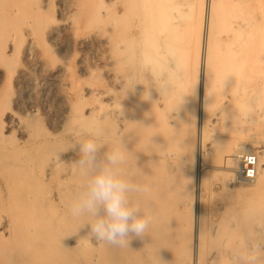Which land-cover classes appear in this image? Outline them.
<instances>
[{
  "label": "bare ground",
  "instance_id": "1",
  "mask_svg": "<svg viewBox=\"0 0 264 264\" xmlns=\"http://www.w3.org/2000/svg\"><path fill=\"white\" fill-rule=\"evenodd\" d=\"M51 1L0 0V79L5 77L21 84L31 82L43 93L52 85H70V95H55L62 109L54 117L63 123V130L51 136L36 133L12 108L13 101L2 95L0 84V119L7 117L27 136L26 143L36 144L33 149L20 144L2 157H11L8 165L19 173L18 179L42 176L59 182L57 193L64 210L58 214V222L65 233L71 231L65 256L70 254V249L89 248L90 252L84 251L83 257L74 256L73 264H180L181 256L187 254L185 264H264L263 19L236 18L224 31L216 26L222 19L213 17L215 1L207 0L204 6L195 68L198 108H194L197 113L193 111L199 122L198 169L195 193L188 204L194 209V216L184 225L180 209L174 207L175 181L168 168L172 154L168 144H160L170 139L172 127L186 110L181 102L183 85L179 81V48L174 33L181 22L178 23L177 16H171L169 0H101V5L94 0H89V4L88 0H67L62 22L54 18L52 21L43 11L41 3L50 6ZM94 4L96 7L99 4L96 15ZM111 7L115 8L116 16L103 19L101 11L103 16H111L114 13L112 10L110 13ZM92 12L96 20L90 15ZM96 21L106 22L105 27L101 25L104 30L99 27L87 31L91 33L82 32L89 23V27L97 26ZM218 28L219 32H225L224 38L219 37L220 33L217 36ZM30 29L22 50L30 63L3 70L1 63L7 52L14 51L19 36ZM69 30L81 46L93 39L103 43L106 84L81 86L70 59L63 56L55 62L46 46H42L43 38L55 39L62 31ZM78 62L82 73L89 71L82 59ZM33 69L40 71L37 77L31 76ZM215 92L221 96L216 97L214 110L208 112V100ZM86 94L93 95L92 103L87 106ZM209 132L214 136L209 137ZM5 140L0 124V150L9 149ZM87 141L97 146L94 163L81 152L80 146ZM70 144H76L74 149ZM253 149L259 158L255 184L228 186L229 201L207 215L202 195L204 156L211 153L219 163L232 169L239 165L240 152ZM38 153L42 164L36 169L30 166V161ZM114 153H120L123 159L111 164L108 156ZM105 168L129 184V206L138 207L139 215L151 219L145 234L140 238L130 234L124 247L97 241L90 231L96 217L88 213L76 216L71 211L88 194L93 178ZM228 175L233 183L234 174ZM239 179L247 181L241 175ZM25 197L21 201L29 199ZM28 202L19 204L14 214H8L0 222L2 233L7 232L15 242L34 240L56 227L55 216L51 217L53 212H58L54 206L37 207L33 202L34 205H27ZM103 215L101 210L100 216ZM44 217L48 218L43 224L46 230L40 233L37 228ZM9 247L5 250L8 253ZM12 257L1 264H11L15 261Z\"/></svg>",
  "mask_w": 264,
  "mask_h": 264
},
{
  "label": "rangeland",
  "instance_id": "2",
  "mask_svg": "<svg viewBox=\"0 0 264 264\" xmlns=\"http://www.w3.org/2000/svg\"><path fill=\"white\" fill-rule=\"evenodd\" d=\"M97 1L99 3L101 2V0H94V3L97 4ZM206 1L207 0H169L171 16L175 18L177 16L178 18H176V20L179 19L178 23L181 22L178 27L176 26V32H174L176 33L177 45L175 43L174 44L179 48L177 54L179 67L178 70L181 74L179 81L181 80V85H183L180 87L182 88L181 102L182 104L184 103L186 110L182 114L179 122L172 127L170 139L168 141L161 142L160 144H168V148L172 154V159L168 162V168L172 171V177L175 181L173 184L174 207H178L180 209L182 223L184 225L188 220L191 219L192 216H194V209L191 210L188 204L191 200L192 194L195 193L196 171L198 169L197 147L199 122L198 118H195L197 117L195 114L197 113L196 109L198 108V93L197 88L194 87L196 86V74L198 73L196 72L197 70H195V68L198 64V34H200L201 30L200 22L202 20V16H204V6L206 5ZM214 1L215 8L213 7V17L215 18V16H217L216 18L219 17L218 19H222L221 22H219V25L218 22L215 21L217 23V25L216 23L215 25L221 27L220 30L225 31V27L228 28L229 22L236 18L250 19L257 17L259 19H263L264 21V0ZM67 2V0H53V2L50 3V6L46 5L45 2L41 3V5L43 6V11L45 14L49 15L52 21L54 18L56 22H59L58 20H61L60 22H62L66 15L63 12V6L64 3L66 4ZM98 6L96 7L94 4V7L91 6L90 9L89 6V9L94 11L96 8H98ZM92 7L94 10H92ZM111 10L114 13H112ZM109 11L112 13L111 16H103L104 12L101 11L103 19H106L105 17H107V19L109 17H113L114 19L116 16L115 8L111 7ZM96 12L97 10L95 11V15ZM92 14L94 13L92 12L90 15ZM98 15L99 14L97 13V16ZM175 18H173V20L171 19V21H175ZM93 19H95V17ZM94 23H92V25ZM96 23L98 24L99 22L96 21ZM105 23L104 21H101V23L98 24L100 26L94 25L92 27L91 25L89 27V24H91L89 23L87 26L88 28L86 27L87 29L85 28V30L82 32H87L89 30H99L98 28H101V25L105 27ZM216 30H218L216 32L217 36L219 35L218 33H220V38H224L226 36L225 32H219V28ZM28 33H31V29L29 31L24 30V33L19 36L16 49L14 51L7 52L5 61L1 63L3 70H13L17 67H20V65L22 66L24 63H30V60L26 59L22 52L26 44L25 36L27 37ZM87 33H91V31ZM74 38L75 37H73L72 31H62L56 36L55 39L47 38L46 40V38H43L41 43L44 44H42L43 47L46 46L45 48H47V51L51 53L50 54L48 52L55 62L60 60L63 56H67L70 59L75 71V75L79 78L78 83L81 86L106 84L107 79L104 73L105 52L103 43L100 41V39H93L88 45L81 46L77 43V41L75 42ZM80 57L83 60V63H85L89 68V71L83 73L80 71V67L78 66L80 64L78 60L81 61ZM39 74V70H31L32 77H37ZM0 84L3 87L2 95L4 94L5 96H8L11 101H13L12 108L22 118L23 122H25L28 126H31L33 129H36V133L39 135L42 134L43 136H51L53 134L60 133L63 130V123L58 122L54 117V114L62 109V104L58 102L59 100L58 98H55V95H58V93L70 95V85H62L60 87H55V85H52L50 90L43 93L31 82L21 84L15 82L14 80H6V78L3 77L0 79ZM218 96H221L219 92H215L210 96L207 107L208 112H212L216 107L215 100ZM17 98L18 100L16 101L15 99ZM92 101L93 95L86 94V100L84 101L86 106L90 105ZM252 105L253 101L250 102L249 105L251 113L253 112ZM196 106L197 108L194 110ZM193 111H196V113ZM172 112H175V110L173 109ZM193 113L195 114L193 115ZM9 123V119L7 117L2 118V120L0 119L3 135L6 139L5 141L11 143L5 144L7 145V148H9L8 150H0V222L5 221L6 217H8V214H14L18 205L22 202L30 201L27 203V205H30V203L31 205H34L33 203H35L37 207L45 208H50L52 205V207L54 206L53 209L58 210V212L55 211L51 215V217L55 216L54 222L56 226L51 231V233H42L40 237L34 240L23 241L21 243L16 241V243L15 240H13L14 237H9L7 232L3 231L2 233L0 230V264L2 262H6L7 258L11 256H13L12 259L15 260L14 257L16 255H19L20 257L18 256L19 258H17L14 262L11 261V264H18L17 260H19V264H73L75 261L74 256L77 258L83 257V252L86 251L88 254L90 250L89 248L70 249V254L65 256L64 248L69 244L71 231L69 230V233H65L62 224L58 222V214L64 210V207L62 210V206L64 205L63 202H61L62 200H60V194L57 193L59 192V182L57 179L47 180L42 176L33 180L30 177L18 179L19 173H17V171L12 166L8 165L9 161H11V157L5 158L2 156L11 154L10 149L17 147L20 144L25 143L30 149H33L36 144L26 143L25 141L27 140V136L22 134L15 125L10 123L12 125L11 126ZM208 136L213 137L214 135L209 132ZM220 136L221 135H219V137ZM216 138L218 140V137ZM56 145L58 146V144ZM59 145L62 146V144ZM70 145H73V149L74 145L76 146V144ZM57 146L55 147L54 145L56 149ZM39 150L40 149L36 150V152ZM247 151L256 152V149ZM38 155L40 154L38 153L37 157L30 161V166L36 167V169L42 164L41 157ZM204 157L205 158L202 162L203 178L205 181V188L202 191L204 200L203 208L205 209L207 215H211L210 213L213 209L223 207L226 202L229 201L228 186L232 187V185H237V187H241L242 183L253 185L255 184L256 180L254 178L252 180L241 181L239 179L240 174L238 172L239 165L231 169L219 163L217 159H214L215 157H213L211 153L208 155L206 154ZM20 172L23 173L22 171ZM230 173H233L235 177L233 183L231 182L232 180L230 177H228L230 176L228 175ZM225 186H227V188ZM32 187H34L33 192H31ZM22 196L29 197V199H26L25 197L27 201H21L23 200ZM176 203H178L179 206H176ZM44 218L45 219L42 220L37 228L38 232L40 233L46 230V225L43 224L45 221H48V218ZM12 240L15 243H13ZM6 247L11 248L9 251L11 256H9V253L5 251L7 249ZM187 257L181 256L180 264H185ZM65 258L70 259L65 261Z\"/></svg>",
  "mask_w": 264,
  "mask_h": 264
},
{
  "label": "clouds",
  "instance_id": "3",
  "mask_svg": "<svg viewBox=\"0 0 264 264\" xmlns=\"http://www.w3.org/2000/svg\"><path fill=\"white\" fill-rule=\"evenodd\" d=\"M81 152L95 162L97 146L87 141L81 146ZM120 153L108 156L111 164L122 160ZM129 184L116 176L110 169L105 168L96 175L89 185L88 194L71 209L73 215L88 213L96 217L91 223V234L97 241L109 246L124 247L128 244V237L134 234L142 237L148 230L151 219L139 215L138 207H130L127 197ZM103 210L104 215L100 216Z\"/></svg>",
  "mask_w": 264,
  "mask_h": 264
},
{
  "label": "built area",
  "instance_id": "4",
  "mask_svg": "<svg viewBox=\"0 0 264 264\" xmlns=\"http://www.w3.org/2000/svg\"><path fill=\"white\" fill-rule=\"evenodd\" d=\"M239 174L247 180L254 179L259 170V158L254 151H243L238 154Z\"/></svg>",
  "mask_w": 264,
  "mask_h": 264
}]
</instances>
